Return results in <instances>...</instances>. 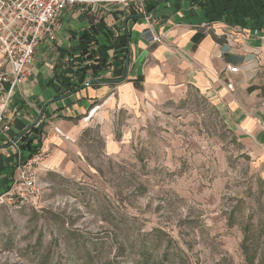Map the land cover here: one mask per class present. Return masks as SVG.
<instances>
[{
	"label": "rangeland",
	"instance_id": "374dc122",
	"mask_svg": "<svg viewBox=\"0 0 264 264\" xmlns=\"http://www.w3.org/2000/svg\"><path fill=\"white\" fill-rule=\"evenodd\" d=\"M110 126L43 208L0 204V264H264L262 142L194 91Z\"/></svg>",
	"mask_w": 264,
	"mask_h": 264
},
{
	"label": "crops",
	"instance_id": "0c3cea01",
	"mask_svg": "<svg viewBox=\"0 0 264 264\" xmlns=\"http://www.w3.org/2000/svg\"><path fill=\"white\" fill-rule=\"evenodd\" d=\"M141 7L73 8L55 40L36 49L30 75L9 98L11 130L0 133V197L15 166L29 158L26 141L46 154L38 175L71 176L86 148L119 152L110 124L120 112L193 91L264 147V0H143ZM150 31L161 43L150 41ZM97 62L106 68L92 70ZM6 70L0 53V74Z\"/></svg>",
	"mask_w": 264,
	"mask_h": 264
},
{
	"label": "built area",
	"instance_id": "2783aa9c",
	"mask_svg": "<svg viewBox=\"0 0 264 264\" xmlns=\"http://www.w3.org/2000/svg\"><path fill=\"white\" fill-rule=\"evenodd\" d=\"M117 2L124 6L135 2L140 8L143 5V0H0V53L7 65V70L0 74L1 134L8 135L11 130L6 119L9 98L30 75L36 49L55 40L64 12L79 8L82 13H88L95 4ZM106 12L104 8L100 15ZM145 21L151 24V16L147 15ZM250 35H257V31H251ZM150 36L151 42L161 43L162 36L152 31ZM228 71L237 73V67H228ZM227 88L232 91V84L229 83ZM44 155L36 152L30 159L18 162L8 190L0 197V204L15 208L44 207L45 201L38 186V170L47 158Z\"/></svg>",
	"mask_w": 264,
	"mask_h": 264
},
{
	"label": "trees",
	"instance_id": "16d2710c",
	"mask_svg": "<svg viewBox=\"0 0 264 264\" xmlns=\"http://www.w3.org/2000/svg\"><path fill=\"white\" fill-rule=\"evenodd\" d=\"M92 57V56H89ZM98 64H93L90 67L92 70H104L106 67L105 62H97ZM28 153V159H30L34 153L38 152L39 146L33 145L32 140H28L25 142V145L23 147Z\"/></svg>",
	"mask_w": 264,
	"mask_h": 264
}]
</instances>
